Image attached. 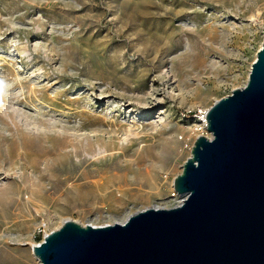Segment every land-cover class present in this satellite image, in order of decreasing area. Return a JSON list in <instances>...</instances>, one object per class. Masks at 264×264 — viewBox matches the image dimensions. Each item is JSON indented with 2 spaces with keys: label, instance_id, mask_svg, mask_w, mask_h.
Returning <instances> with one entry per match:
<instances>
[{
  "label": "rangeland",
  "instance_id": "obj_1",
  "mask_svg": "<svg viewBox=\"0 0 264 264\" xmlns=\"http://www.w3.org/2000/svg\"><path fill=\"white\" fill-rule=\"evenodd\" d=\"M264 0H0V264L67 218L181 202L215 100L244 86Z\"/></svg>",
  "mask_w": 264,
  "mask_h": 264
},
{
  "label": "water",
  "instance_id": "obj_2",
  "mask_svg": "<svg viewBox=\"0 0 264 264\" xmlns=\"http://www.w3.org/2000/svg\"><path fill=\"white\" fill-rule=\"evenodd\" d=\"M174 177L181 202L103 225L67 218L32 245L41 264H264V39L244 86L208 107Z\"/></svg>",
  "mask_w": 264,
  "mask_h": 264
},
{
  "label": "bare ground",
  "instance_id": "obj_3",
  "mask_svg": "<svg viewBox=\"0 0 264 264\" xmlns=\"http://www.w3.org/2000/svg\"><path fill=\"white\" fill-rule=\"evenodd\" d=\"M206 121H207V120H205V119L203 120V124H204L205 126H206ZM180 197H181V199L183 198L182 195H180Z\"/></svg>",
  "mask_w": 264,
  "mask_h": 264
},
{
  "label": "built area",
  "instance_id": "obj_4",
  "mask_svg": "<svg viewBox=\"0 0 264 264\" xmlns=\"http://www.w3.org/2000/svg\"><path fill=\"white\" fill-rule=\"evenodd\" d=\"M263 37H264V24H263ZM48 232H45V235L47 234ZM44 235V236H45Z\"/></svg>",
  "mask_w": 264,
  "mask_h": 264
}]
</instances>
